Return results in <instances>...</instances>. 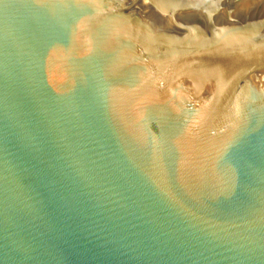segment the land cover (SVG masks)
Here are the masks:
<instances>
[{"label":"water","instance_id":"water-1","mask_svg":"<svg viewBox=\"0 0 264 264\" xmlns=\"http://www.w3.org/2000/svg\"><path fill=\"white\" fill-rule=\"evenodd\" d=\"M0 264H264V0H0Z\"/></svg>","mask_w":264,"mask_h":264}]
</instances>
